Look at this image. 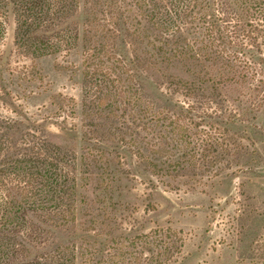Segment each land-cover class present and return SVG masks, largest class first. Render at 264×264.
<instances>
[{
  "label": "trees",
  "instance_id": "1",
  "mask_svg": "<svg viewBox=\"0 0 264 264\" xmlns=\"http://www.w3.org/2000/svg\"><path fill=\"white\" fill-rule=\"evenodd\" d=\"M82 3V34H69ZM10 9L27 57L81 39L87 143H106L124 116L122 139L144 170L175 177L218 175L249 151L230 126L264 108V0H0V33ZM148 83L167 101L148 99ZM205 118L215 122L203 128ZM74 166L45 129L0 119V264H76L55 239L76 223Z\"/></svg>",
  "mask_w": 264,
  "mask_h": 264
},
{
  "label": "rangeland",
  "instance_id": "2",
  "mask_svg": "<svg viewBox=\"0 0 264 264\" xmlns=\"http://www.w3.org/2000/svg\"><path fill=\"white\" fill-rule=\"evenodd\" d=\"M84 8L71 17L69 34L75 28L82 34ZM15 31L10 9L0 33V119L43 128L74 151L76 223L57 230L55 239L72 248L76 264H264V108L230 126L249 147L240 164L203 177L151 175L124 144V116L106 143L85 140L81 39L27 57ZM145 93L155 103L167 101L152 83ZM204 120L203 128L215 122ZM88 152L99 161L86 167ZM105 157L116 164L106 169ZM159 228L164 239L152 242ZM149 232L146 245L140 236Z\"/></svg>",
  "mask_w": 264,
  "mask_h": 264
}]
</instances>
